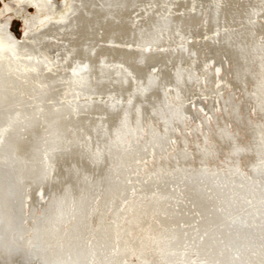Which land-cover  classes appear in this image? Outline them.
Instances as JSON below:
<instances>
[{"label":"water","instance_id":"95a60500","mask_svg":"<svg viewBox=\"0 0 264 264\" xmlns=\"http://www.w3.org/2000/svg\"><path fill=\"white\" fill-rule=\"evenodd\" d=\"M0 257L264 264V0H0Z\"/></svg>","mask_w":264,"mask_h":264}]
</instances>
